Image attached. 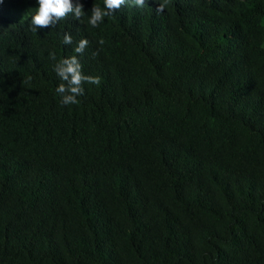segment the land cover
<instances>
[{
	"label": "trees",
	"instance_id": "1",
	"mask_svg": "<svg viewBox=\"0 0 264 264\" xmlns=\"http://www.w3.org/2000/svg\"><path fill=\"white\" fill-rule=\"evenodd\" d=\"M30 2L0 4V264H264V0H127L96 28L80 0L37 31ZM50 52L100 84L61 105Z\"/></svg>",
	"mask_w": 264,
	"mask_h": 264
},
{
	"label": "clouds",
	"instance_id": "2",
	"mask_svg": "<svg viewBox=\"0 0 264 264\" xmlns=\"http://www.w3.org/2000/svg\"><path fill=\"white\" fill-rule=\"evenodd\" d=\"M127 0H103V7L93 6L90 10V15L87 17V23L93 28L99 27L104 21V18L114 14L126 4ZM155 2V0H154ZM3 0H0V4ZM131 3L137 7H144L146 0H131ZM169 3V0H162L157 3L155 11L162 13L165 7ZM25 3L21 6L19 17H25L32 25V30L37 31L41 28H53L63 24V19L75 18L81 20L85 16L83 11L84 4L80 3V0H31L27 9L24 7ZM80 25L78 30L80 31ZM63 29V27H62ZM72 30V29H71ZM73 30L70 32L64 31L63 36L59 40H63L64 44L72 43ZM103 44V41H99ZM89 41L87 39H80L75 48L77 54H83L86 47H88ZM98 53L94 52L93 56ZM49 57L53 61H57L56 54L54 52L49 53ZM53 71L60 78V83L55 91L60 97V103L63 106L75 105L80 103L78 97L83 96L84 89L83 83H89L93 85L100 84V77L85 75L82 72V65L79 62L77 56L73 55L67 58L59 59L53 66ZM28 80L31 77L27 78Z\"/></svg>",
	"mask_w": 264,
	"mask_h": 264
}]
</instances>
